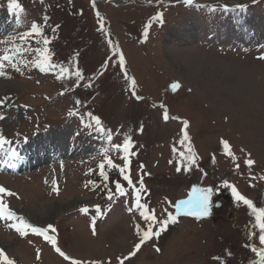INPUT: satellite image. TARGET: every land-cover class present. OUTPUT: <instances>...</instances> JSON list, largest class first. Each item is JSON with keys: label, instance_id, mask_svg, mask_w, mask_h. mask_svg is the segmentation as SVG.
Returning a JSON list of instances; mask_svg holds the SVG:
<instances>
[{"label": "rangeland", "instance_id": "rangeland-1", "mask_svg": "<svg viewBox=\"0 0 264 264\" xmlns=\"http://www.w3.org/2000/svg\"><path fill=\"white\" fill-rule=\"evenodd\" d=\"M17 2L20 10L10 7L11 0H0V35L5 33L0 54L14 57L20 68L3 63L0 84L9 86L10 93L0 104V133L14 147L42 139L67 143L75 133L80 154L75 149L73 157L33 175L0 174V186L16 194L4 197L10 209L37 227L53 225L58 246L71 258L84 264H120L140 242L137 227L143 230L147 224L136 208L132 186L118 168L108 166L111 158L126 168L137 188L143 177L147 191L141 193V203L160 219L162 209L175 212L168 201L188 199L193 188H213L210 216H179L124 264H258L251 251V246H260L254 218L223 185L227 181L264 206V0H193L191 5L184 0H95V7L92 0ZM33 23L44 36L22 40ZM44 38L50 41L47 46ZM37 47L49 49L56 68L41 72L32 63L25 67L39 56L31 50ZM60 66L68 73L62 74ZM77 70L82 79L76 78ZM125 71L135 79V94L142 100L133 95ZM173 83L180 88L173 91ZM182 121H188L197 153L191 170L181 156L187 155L189 143L181 144ZM44 125L51 129L33 132ZM126 136L134 144L130 163L113 148ZM222 140L229 142L235 159L225 154ZM40 143L46 147L44 140ZM63 146L67 144L56 148ZM249 153L255 161L251 167L246 163ZM101 163L108 181L100 176ZM116 180L127 195L109 200ZM116 201L127 205V214L103 217ZM215 201L222 207L214 211ZM11 223L0 219V249L14 264H70L43 236L31 231L21 236ZM61 224L67 226L65 235Z\"/></svg>", "mask_w": 264, "mask_h": 264}, {"label": "snow or ice", "instance_id": "snow-or-ice-1", "mask_svg": "<svg viewBox=\"0 0 264 264\" xmlns=\"http://www.w3.org/2000/svg\"><path fill=\"white\" fill-rule=\"evenodd\" d=\"M93 7H95V0H92ZM184 3L191 5L193 3V0H184ZM10 7L16 10H20L21 6L17 2V0H11ZM97 17L99 18V13H97ZM158 18L161 19L162 22V14H158ZM47 19V18H45ZM151 25L149 24V27ZM145 37L148 35V31L145 30L144 33ZM36 36L43 37L44 33L40 27L39 24L33 23L31 25V30L27 33H24L21 36L22 40L27 41L29 38H34ZM43 44L47 46L50 41L47 38H44L42 40ZM111 43V41L109 40ZM37 44L41 43L40 40L36 41ZM28 49H25L27 51ZM32 51L39 53V56L35 60H31L27 63H25V67H27L28 63H32L37 67L41 72H47L57 67L56 64L52 62L51 58V52L47 47L41 49L39 47L31 49ZM15 51L20 52L21 49L17 48ZM119 55V63L121 66L125 64V59L122 53ZM261 59H264V57H261ZM12 57L10 56H3L0 58V76H5V72L3 71V61H9L11 62ZM13 67L16 68L17 71H20V68L13 64ZM60 72L62 74L68 73V69L63 68L60 66ZM75 76L77 79H82L83 75L82 73L77 70L75 72ZM124 76L126 78H129L131 80L132 85V92L133 95H135V98L139 101L142 100L143 97L135 94V85L136 81L134 78L128 77V73L125 71ZM60 78H63L62 76ZM171 88L173 91L180 88L179 83H173L171 84ZM79 103V101H77ZM163 108L164 106L161 105ZM3 116H0V119H3ZM163 119L167 121L169 119V114L167 110L163 113ZM178 119V117L176 118ZM184 125V131H183V140L181 141V144L183 145L185 142L188 143V152L185 156L184 153H181V156L183 159L187 161L188 169L191 170V167L196 164L197 161V153L193 146L190 143V136L188 135L187 128H188V121H182ZM95 124L99 127L101 132H104L105 129L102 127L101 120L99 117L95 118ZM107 139L109 141L112 140L111 133H107ZM11 141L5 139L2 135H0V148H3L5 144H10ZM221 143L223 144V147L225 149V154L235 159L234 153L231 151V146L227 140H222ZM134 147L133 140L131 136H126L124 138V141L122 144H114L113 148L117 151H122L123 158L126 163H130L129 156L132 154L130 152V149ZM12 155L14 157L18 156L17 153L13 152ZM250 153L248 154L249 158L246 160V163L249 167H251L255 161L250 158ZM108 166L112 168H118L120 174L123 176V180L127 181L128 185L132 186L133 192L135 193V205L137 209H140V215L143 218V220L146 222L147 227L143 230L138 226L137 227V234L140 236V242L135 245V250L129 253L128 257L123 258L120 261V264H124V259H128L132 256H135L136 253L140 250V247L142 244H144L146 241L152 239L153 237L158 238L162 231H165L169 225V223H176L178 220V217L181 215L184 216H192L195 217L197 220L206 218L211 215V208H212V196H213V188L211 187H205V188H193L192 193L190 197L186 200H180L178 202H171L168 201L167 203L171 208L175 210V212L169 211L167 208L162 209V212L164 214V218L160 219L157 217L154 210L147 207L146 202L141 203V193L146 192L147 189L144 187V180L143 177L138 180L139 188H137L136 185H133V181L129 174L126 172L125 167H121L119 165H116L111 158L107 159ZM183 166V163L182 165ZM237 168H239V164L236 165ZM105 165L101 163L100 165V176L103 177L105 181H108L109 177L107 173L104 171ZM177 172L181 171V167H177ZM264 178V177H262ZM115 184V192H112L109 190L108 192V199L112 200L114 195H120V196H126L127 193L125 191V187L123 184L116 180L114 181ZM225 188H230L232 195L235 197V200L238 203H242L244 206H246L247 210H250L251 216L254 218L252 227L257 228L259 230L258 232V239H259V247L257 246H251V251L258 257L259 264H264V206H258L256 203H254L251 199L247 198L245 195H242L235 186L228 184L227 181L224 182L223 185ZM54 190L59 194L58 187H54ZM16 194L11 192L10 190L6 189L3 186H0V219L8 220V221H14V223H11L9 226L11 228H14L17 233H19L21 236H27L29 231L31 233L43 236L46 241H48L52 247L55 249V251L63 257L65 261H70V264H84L83 261L73 259L70 256H68L64 251L61 250V248L58 246L57 239L55 238V235L57 233V229L49 224L46 228H41L33 225L32 223L28 222L23 216L18 215L15 211L11 210L9 205L5 202L4 197L8 196H15ZM82 212L87 213L88 209L84 208L81 209ZM96 212L100 213V207H96ZM156 229L155 231L153 229ZM93 234L95 235V218H93V228H92ZM51 233V234H49ZM253 235H256V233H253ZM245 247H249V245H245ZM157 251H160L159 248L156 249ZM231 255V253H229ZM37 259H39V249H37ZM216 259H219V257H216ZM0 264H14V261L10 259L5 251L3 249H0ZM90 264H97V262L93 261L90 262Z\"/></svg>", "mask_w": 264, "mask_h": 264}, {"label": "bare ground", "instance_id": "bare-ground-1", "mask_svg": "<svg viewBox=\"0 0 264 264\" xmlns=\"http://www.w3.org/2000/svg\"><path fill=\"white\" fill-rule=\"evenodd\" d=\"M7 21H9V20H7ZM211 87V86H210ZM8 88H9V86H5V85H2V84H0V104L2 103V102H4V100L8 97V95H9V90H8ZM211 89V88H210ZM215 88H213V90H214ZM212 90V91H213ZM218 90V89H217ZM218 92V91H217ZM234 93V92H233ZM0 135H1V133H0ZM77 139L78 138H76L74 141H75V143H79V141L80 140H78L77 141ZM71 142L70 143H68L67 144V146L70 148V146L73 148V147H75L76 145H75V143L72 141V140H70ZM11 144V143H10ZM7 145V144H6ZM58 146V144L57 143H55L54 144V148H56ZM94 147V146H93ZM15 148V147H14ZM1 149H3V148H0V150ZM88 149V148H87ZM73 150V149H72ZM76 150H79L78 148L76 149ZM85 151V150H84ZM30 152H31V149H30ZM73 152V151H72ZM79 152H80V150H79ZM47 154V153H46ZM12 155V154H11ZM30 157H33V156H30ZM30 157H27V159L26 158H21L20 157V155H18V156H16V157H14L13 155L10 157V159L12 160V161H15L16 163L21 159V162H22V166H21V168H19L20 170L21 169H26V168H28V167H30V166H34L35 165V163H37L38 161H40L38 158H35V157H33L32 159H31V161H29L30 160ZM0 161L2 162V163H4V158H3V156H2V153H1V151H0ZM30 164V166H28ZM40 191H42V190H40ZM70 201H74V200H70ZM47 212L50 214V213H52L53 211L51 210V208L50 207H48V209H47ZM24 214V213H23ZM48 217H49V215H47ZM60 228H61V230H62V232H64V235L66 234V229H67V226H65V225H63V224H61L60 225ZM68 231V230H67Z\"/></svg>", "mask_w": 264, "mask_h": 264}]
</instances>
